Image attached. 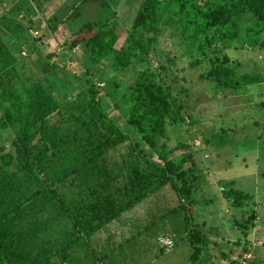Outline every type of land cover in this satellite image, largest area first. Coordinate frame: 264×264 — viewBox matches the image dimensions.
Wrapping results in <instances>:
<instances>
[{"label": "trees", "instance_id": "1", "mask_svg": "<svg viewBox=\"0 0 264 264\" xmlns=\"http://www.w3.org/2000/svg\"><path fill=\"white\" fill-rule=\"evenodd\" d=\"M14 1L25 0L7 1L11 10L25 14L40 0L21 9ZM85 1L95 4L97 19L82 13ZM124 1L129 9L122 16L117 1L65 0L45 18L48 33L60 25L68 33L61 37L64 51L81 45L82 77L61 64L53 49L42 53L37 20L23 21L12 11L0 15V131L11 134L10 148L0 147V264H71V249L82 258L90 253L102 258L91 236L165 185L177 197V208L168 212H181L182 237L190 247L187 264H217L192 215L194 193L202 183L196 142L177 138L170 143L167 135L168 125L187 131L195 121L183 101L187 91L173 92L176 77L168 79L172 58H165L167 67L162 60L153 66L151 59L167 27L192 58L189 65H202L198 78L215 93L263 82L256 69L238 71L237 58L225 49L260 50L264 60V0ZM128 11L130 23L115 47L117 19ZM21 50L35 54L28 60L30 74L18 69L24 66ZM102 61L108 72L99 70L100 85L90 76ZM125 75L127 82L120 86ZM54 114L60 118L50 123ZM214 136L203 143L209 145ZM123 143L120 158L109 159L107 151ZM232 186L227 181L221 192L233 205L251 198ZM248 212L242 221H233L241 236L220 251L227 264H256L255 258L242 257L250 254L247 236L255 218L252 206Z\"/></svg>", "mask_w": 264, "mask_h": 264}, {"label": "rangeland", "instance_id": "2", "mask_svg": "<svg viewBox=\"0 0 264 264\" xmlns=\"http://www.w3.org/2000/svg\"><path fill=\"white\" fill-rule=\"evenodd\" d=\"M7 1L0 3V15L5 11H12L23 21L29 17L33 22L37 20L41 28L35 35L40 36L42 53L53 49L61 64H66V67L69 65L71 72L79 73L82 77V68H78L81 45L73 51H64L61 37H66L68 33L61 25L55 32L48 33L44 23L47 15L65 0H40L32 12L25 14L16 11L17 9L11 10ZM109 1H117L119 6L116 5L115 9L118 6L117 14L121 16L122 10L129 9L124 0ZM14 2L12 4L16 8L22 7L24 3L30 4V0ZM80 9L89 20L98 18L94 3L85 1ZM131 16L132 12L128 11L123 17H118L119 36L115 47L120 46L124 37L122 32L129 25ZM28 45L29 43L24 44L25 47ZM225 52L237 58L238 71L256 69L264 78V60L260 50H234L230 47L226 48ZM19 55L20 62L24 63L23 67L18 68L21 75L32 73L28 60L35 57V54L21 50ZM166 57L173 60L168 72V79L173 75L176 77L172 82L173 92L179 88L186 89L187 96L183 95V101L195 120L187 125L188 132L177 126L178 124L168 125L167 135L170 137V143L175 142L177 138L181 141L196 142L198 151L194 158L201 169L202 183L194 193L192 215L194 220L200 223L199 229L209 239L208 251L212 254L211 261L227 264V260L220 256V251L226 252L232 246L231 241L241 236L233 221H242L252 206L255 218L247 236L250 240L249 258H255L256 264H264V107H258L259 103H264V79L261 83L247 85L237 91L222 90L215 93L208 82L198 78L202 65H189L192 58L182 47L179 37L173 35L167 27L157 38L151 63L154 66L155 61L162 60L167 67ZM99 70L108 72L105 62H101L90 78L103 85L99 80ZM126 74L130 76L132 71ZM127 75L122 78L120 86L127 82ZM59 118V115L54 114L49 117V122H57ZM221 128L224 130L215 137L214 131ZM189 132L194 135L189 136ZM210 135L214 138L211 137L209 145H206L203 139H209ZM10 137L9 131H0V147L4 146L6 151L10 148ZM124 151L126 144L123 143L108 150L106 155L109 159L118 160ZM229 180H232L233 188L237 187L251 195L250 199L244 201L246 203L233 205L231 200H228L230 198L221 192L222 186ZM177 204V197L168 185L159 188L120 213L91 236L92 245L97 249V257L105 254L102 258L95 260L92 253L90 257L82 258L79 250L71 249V264H187L190 247L182 237L184 233L181 212L178 209L168 212L173 207L177 208ZM136 232L138 233L134 234ZM158 237L169 238L173 245L170 248H162ZM213 241L215 242L212 243ZM231 254L228 256H233V252Z\"/></svg>", "mask_w": 264, "mask_h": 264}, {"label": "built area", "instance_id": "3", "mask_svg": "<svg viewBox=\"0 0 264 264\" xmlns=\"http://www.w3.org/2000/svg\"><path fill=\"white\" fill-rule=\"evenodd\" d=\"M163 237H164V236H163ZM163 237H161V238L158 237V239H157L158 242H159L160 244L164 245L165 247H169V246L171 245V240H170L169 238H163ZM242 257H243V258H247V257H249V254H243ZM239 262L243 263L242 258L239 259Z\"/></svg>", "mask_w": 264, "mask_h": 264}, {"label": "crops", "instance_id": "4", "mask_svg": "<svg viewBox=\"0 0 264 264\" xmlns=\"http://www.w3.org/2000/svg\"><path fill=\"white\" fill-rule=\"evenodd\" d=\"M97 250V249H96Z\"/></svg>", "mask_w": 264, "mask_h": 264}]
</instances>
